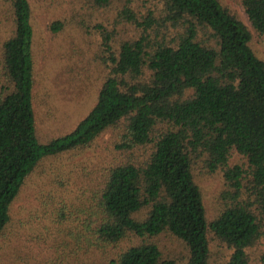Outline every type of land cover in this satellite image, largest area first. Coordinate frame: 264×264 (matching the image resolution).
<instances>
[{"label":"trees","instance_id":"16d2710c","mask_svg":"<svg viewBox=\"0 0 264 264\" xmlns=\"http://www.w3.org/2000/svg\"><path fill=\"white\" fill-rule=\"evenodd\" d=\"M162 1L166 20L180 28L177 37L153 38L152 13L141 22L120 8L118 16L143 33L123 40L118 53L108 46L110 71L91 112L72 132L43 143L33 106V7L30 0H10L14 29L0 50V238L7 237L28 177L45 159L87 147L110 128L120 150H152L143 164L125 160L104 169L77 201L52 192L43 201L46 215H54L51 225L35 236L48 255L32 257L30 250L16 262L175 264L154 240L166 232L187 246V264H209L212 234L233 250L228 264H252L247 249L264 239V60L250 46V29L220 0ZM96 2L112 7L115 0ZM242 3L264 39V0ZM65 27L62 19L50 24L55 34ZM235 153L242 163H231ZM201 158L208 172L225 177L223 207L213 220L194 173ZM125 239L130 243L120 247ZM11 242L0 246L9 250Z\"/></svg>","mask_w":264,"mask_h":264},{"label":"rangeland","instance_id":"374dc122","mask_svg":"<svg viewBox=\"0 0 264 264\" xmlns=\"http://www.w3.org/2000/svg\"><path fill=\"white\" fill-rule=\"evenodd\" d=\"M220 1L250 29V46L264 60V39L251 26L242 0ZM30 2L33 7L34 57L37 59L36 99L34 95L33 106L38 136L43 143L72 132L91 112L110 71L107 59L111 51L108 46L113 53H118L123 40L138 38L143 33L144 27L118 16L120 8L131 9L141 22L152 13L156 23L148 31L153 38L170 41L177 37L180 30L166 20L162 0H115L112 7L101 6L96 0ZM12 8L10 0H0V50L3 41L14 29ZM56 19H62L66 26L57 34L50 30V24ZM107 35L110 36L108 43L105 39ZM118 139L119 135L110 128L89 146L47 158L40 163L28 177L12 206V222L4 238H10L12 242L9 250L0 246V255L8 251L4 262H1L23 264L21 261L16 262V258L24 257L30 250L32 257H40L43 255L41 253L48 255L46 245L42 241L38 243L35 236L40 233L43 235L46 226L51 225V217L54 215L51 211V216L46 215L43 201H48L52 192L77 201L88 190L89 184H93L98 175L104 173V169L110 165L125 160L138 165L150 158L151 146L122 151L117 147ZM242 162L238 153L232 156V164ZM194 173L203 191L207 217L213 220L223 207L221 193L226 188L224 174L222 171L208 172L203 158L195 164ZM62 178L67 184L59 187L56 181ZM147 213L146 209L138 216L144 218ZM1 240L3 244L4 240ZM154 240L163 250L166 259L173 260L175 264L188 263L189 250L180 239L165 232ZM129 243V239H125L120 247ZM210 248L209 264H228L233 250L214 234L210 235ZM247 252L252 264H258L264 253V239L248 248Z\"/></svg>","mask_w":264,"mask_h":264}]
</instances>
